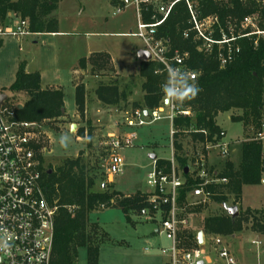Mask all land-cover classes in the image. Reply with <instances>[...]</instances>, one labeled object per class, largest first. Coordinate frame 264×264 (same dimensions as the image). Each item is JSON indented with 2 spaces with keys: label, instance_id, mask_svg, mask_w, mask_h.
<instances>
[{
  "label": "trees",
  "instance_id": "obj_1",
  "mask_svg": "<svg viewBox=\"0 0 264 264\" xmlns=\"http://www.w3.org/2000/svg\"><path fill=\"white\" fill-rule=\"evenodd\" d=\"M61 0H0V23H5L8 13L14 12L28 19L32 33L45 34L58 32V20L53 16ZM201 16L217 14L226 27L228 18L240 21L244 16L259 12L264 27V4L258 0H193ZM190 14L185 2L178 3L167 21L158 28L157 37L168 41L171 52L179 50L188 52V64L200 72L195 80L200 88L198 95L185 101L182 107H190L194 115L178 116L174 127L175 158L184 170L189 166V157L184 149L182 135L191 127L207 129L209 138L221 131L216 118L220 112L239 109L241 113L232 115L231 120L253 127L254 133L261 128L264 120V37L256 35L241 37L238 43L240 52L226 66L221 67L215 54L206 55L198 50L192 38H185L183 32L189 28ZM257 40V44L255 41ZM3 41L0 39V47ZM106 52H93L79 60V67L91 64L94 70L107 69L110 63ZM161 67L158 62L141 61L139 75L144 79L142 90L143 102H134V106L152 109L159 106L162 99L161 84L166 81V74L156 71ZM10 89L26 92L28 98L21 108H17V118L32 123L56 119L64 116V91L61 87L43 88L39 71L26 70V62L19 64L14 82ZM97 101L102 107H120L129 101L131 90L122 89L117 81L100 82L95 89ZM75 103L80 117L87 110V91L84 82L75 86ZM79 136L84 130L78 128ZM187 133V132H186ZM194 140H203L202 133H190ZM41 171L43 188L48 200L58 206L55 218V234L51 264H78L80 248H86L87 264H98L100 246L108 233L97 222H92L90 214L101 208L120 209L126 219L131 214H142L152 209L150 194L136 191L123 193L111 190L107 183L105 188L95 191L96 176L90 173L88 163L80 152L75 158H66L55 170L43 166ZM157 167H170V160L156 158ZM184 173V171H183ZM264 173L263 143L250 139L242 142V157L238 168L232 161H227L219 172L220 177L228 179L226 183L210 185L211 201L228 203L233 195V205L242 197L244 185L259 184ZM184 173L186 184L180 191L179 202H183L187 192L197 181ZM202 204L188 205L189 212L201 211ZM155 212V211H154ZM264 235V208L243 209L232 218L227 213L205 217L203 231L205 234L232 236L244 229ZM181 239L185 247L196 243V234L182 230ZM196 245V244H194Z\"/></svg>",
  "mask_w": 264,
  "mask_h": 264
},
{
  "label": "rangeland",
  "instance_id": "obj_2",
  "mask_svg": "<svg viewBox=\"0 0 264 264\" xmlns=\"http://www.w3.org/2000/svg\"><path fill=\"white\" fill-rule=\"evenodd\" d=\"M123 2L61 0L57 10L53 12V16L58 20V32L4 38L0 47V93H7L8 97L4 101L9 108H18L25 103L28 98L26 92L10 89L22 61L26 62L27 71H39L43 75L42 87H62L65 115L37 123V141L43 166L53 171L64 159L75 158L82 152L90 173L97 178L95 191L102 190L104 182L111 190L128 194L153 189L148 184V175L154 169L155 159L152 155L157 154L168 160L172 157V126L168 119L163 118L137 128L135 131L138 138L134 144L119 150L125 162L123 172L114 175L112 182L107 181L109 140L106 135L111 132L123 135V130L129 132V129L123 128V110L134 107V102H143L144 79L139 75L141 60L138 58V52L145 48V44L137 36L126 35L137 31L138 18L135 5L124 6ZM93 52L109 54L110 63L107 69L94 70L91 64L83 69L79 67V60ZM113 80L117 81L122 89L131 90L129 101L118 108L102 109L108 107H102L97 101L95 89L100 82L109 83ZM82 81L87 91V112L83 118L79 114L71 117L76 113L75 84ZM239 113L241 110L232 109L220 112L217 116L219 127L228 132L231 152L227 158H222L213 151L208 158L211 174L214 170L221 172L227 161H232L235 168L240 165L242 142L249 140L255 129L231 120L232 115ZM71 123L77 124L74 130L71 129ZM78 128L84 130L82 136H79ZM182 141L185 151L190 152L189 159L193 158L192 154L197 147L191 142L190 133L185 132ZM261 142L264 150V140ZM175 160L179 164L176 158ZM189 167L190 175L194 176L196 167L193 162H189ZM179 168H182L180 164ZM189 199L193 201L190 196ZM228 204L233 205V195H229ZM202 205L201 211L187 214L189 224L182 230L195 233L200 229L204 217L226 213L223 204L209 201ZM237 206L243 209L264 208V178L259 184L244 185L242 202L240 200ZM90 219L99 223L108 233V238L104 239L100 246L99 264H166L167 257L161 254L160 248L169 246L170 241L157 231L161 222L159 212L147 210L142 214L133 213L128 221L120 209L103 207L94 210ZM191 221H200L201 224L196 228L190 224ZM249 227L243 231L242 249L246 247L243 250L251 254L254 251L253 248V251L250 249L251 238L255 236L247 238L250 234ZM221 238L231 248H234L237 242L228 236ZM194 244L188 248L194 247ZM215 246V242H205L202 245L209 251L214 262L212 264H224L218 258ZM147 248H150L151 252L147 251ZM233 254L236 261L239 260L238 254ZM78 264H87L86 248L79 249Z\"/></svg>",
  "mask_w": 264,
  "mask_h": 264
},
{
  "label": "built area",
  "instance_id": "obj_3",
  "mask_svg": "<svg viewBox=\"0 0 264 264\" xmlns=\"http://www.w3.org/2000/svg\"><path fill=\"white\" fill-rule=\"evenodd\" d=\"M124 6L134 4L137 11V31L126 35L137 36L145 44L151 54V60L161 64L156 71L166 74L168 69L175 68L188 72L196 80L200 72L188 64L189 53L178 49L171 52L169 43L157 37V30L172 14L175 6L185 2L190 14L189 28L183 32L185 38H192L199 51L206 55L215 54L221 67L226 66L240 52L238 40L241 37L256 35L264 37L262 17L259 12L244 16L240 21L228 18L224 27L217 14L201 16L193 0H123ZM264 4V0H258ZM120 11V8L117 10ZM33 34L28 19L11 12L6 22L0 23V39L8 36L24 37ZM257 44V40L255 41ZM166 82V81H165ZM159 106L152 109L134 106L124 109L123 135L109 133L108 161L106 164L107 181L123 172L125 165L119 150L134 144L138 138L137 128L151 124L163 118L171 122L172 157L170 167H157L148 175V184L153 188L148 193L152 209L159 212L161 232L170 245L161 247L160 252L167 257L166 264H204L210 257L209 251L196 241V245L187 248L181 239L182 228L188 226V205L203 204L211 201L210 185L226 183L219 171L210 173L208 158L217 152L222 158L231 152V141L222 130L209 138L207 129L191 127L187 133H202L203 140L191 142L196 148L191 162L196 167L192 176L197 182L187 192L185 200L179 202L180 191L186 184L183 169L175 160L174 135L178 131L174 127V119L178 116H193L190 107L170 101L162 89ZM16 108H9L6 103L0 105V264H51L55 234V218L58 206L51 203L43 188L41 159L37 141V123L17 118ZM250 139L264 140V120L261 128ZM188 152L186 155H189ZM193 198V201L189 199ZM105 207L104 205L101 208ZM253 243H260L253 241ZM150 249V248H149ZM148 250V249H147ZM217 256L224 264H237L231 249L223 244L216 246Z\"/></svg>",
  "mask_w": 264,
  "mask_h": 264
},
{
  "label": "crops",
  "instance_id": "obj_4",
  "mask_svg": "<svg viewBox=\"0 0 264 264\" xmlns=\"http://www.w3.org/2000/svg\"><path fill=\"white\" fill-rule=\"evenodd\" d=\"M11 12H9L8 13V15L10 14ZM33 35H38V34H36V33H33ZM45 43H46V41H45ZM87 57V56H86ZM78 71V69L76 68V72ZM32 72V71H31ZM76 72H75V74H76ZM41 74V73H40ZM74 74V75H75ZM42 80H43V75L41 74V84H42ZM82 82H84V81H82ZM75 86H76V84H75ZM50 87H55V86H50ZM50 87H43V88H50ZM58 87H60V86H58ZM62 88V87H61ZM143 95H144V91H143V93H142ZM65 102V101H64ZM97 108H102V107H97ZM110 108H114V107H108V108H102V109H110ZM86 112H87V110H86ZM74 116H78V113H77V109H76V113L73 115V116H71V117H74ZM216 121H217V118H216ZM72 124L73 123H71L70 125L72 126ZM218 124V123H217ZM223 128V127H222ZM225 130V129H224ZM226 133H227V138H228V132L226 131ZM107 136V135H106ZM188 153V151H186V154ZM189 157V156H188ZM263 157H264V150H263ZM156 158H159V159H166L167 160V158H165V157H159L157 154H156ZM192 160H191V158L189 159V162H191ZM190 168V167H189ZM262 178H264V173H263V177ZM109 182H112V181H110V180H108ZM103 184H105L104 182H103ZM103 186V185H102ZM149 192V191H148ZM147 192V193H148ZM241 202H242V197H241ZM195 212H198V211H195ZM195 212H192V213H195ZM227 213V212H226ZM207 217V216H206ZM204 219H205V217H204ZM204 219H203V223H204ZM92 221V220H91ZM92 222H94V221H92ZM203 223H202V225L200 226V224H201V222L200 221H191L190 222V224L192 225V226H195L196 228H198L199 226H200V229H198L195 233L193 232V231H191L193 234H196V237H197V240L196 241H198V234H199V232H203V245L205 244V242H208V243H210V244H213L214 242L216 243V245H220V244H223V245H226V246H228L227 244H226V241L224 240V239H222L221 237H224V236H222V235H210V234H205L204 233V231H203ZM245 230V229H244ZM244 230H242L241 232H238V233H236V234H234V235H232V236H228V237H230V238H232V240L233 239H236L237 240V242L234 244V248H231L230 246H228L230 249H231V251L233 252V250H234V252L233 253H237L238 254V257H239V260H237V264H264V235H262V234H259V233H257V232H253V231H251L250 230V234L247 236V238L249 239V237L251 236V235H254L255 237L254 238H251V243H252V245H251V250H252V248L254 249V251H253V253H249L248 251L247 252H245L243 249H245L246 247H244L243 249H242V244H244L243 242H242V240H243V231ZM157 231H158V229H157ZM241 234V235H240ZM246 237H244V239L246 240L247 239ZM253 241H259L260 243L258 244V243H253ZM215 248H216V246H215ZM148 249V250H147ZM146 250L147 251H150L151 252V249H149V248H147ZM243 250V251H242ZM249 253V254H248ZM242 254H244V257H242ZM99 257H100V253H99ZM207 263H209V264H212V263H214L213 262V260H212V257H211V255H210V257H209V259L206 261ZM99 264V263H98ZM217 264V263H216Z\"/></svg>",
  "mask_w": 264,
  "mask_h": 264
},
{
  "label": "clouds",
  "instance_id": "obj_5",
  "mask_svg": "<svg viewBox=\"0 0 264 264\" xmlns=\"http://www.w3.org/2000/svg\"><path fill=\"white\" fill-rule=\"evenodd\" d=\"M162 89L170 101L179 104L194 99L200 91L194 77L186 71L175 68L168 69V78Z\"/></svg>",
  "mask_w": 264,
  "mask_h": 264
},
{
  "label": "water",
  "instance_id": "obj_6",
  "mask_svg": "<svg viewBox=\"0 0 264 264\" xmlns=\"http://www.w3.org/2000/svg\"><path fill=\"white\" fill-rule=\"evenodd\" d=\"M138 58L141 61H149L151 60V54L147 49H140L138 52ZM7 93H0V105L4 104V100L7 99ZM23 105H19L18 108H21ZM65 108H63V112ZM77 127L76 123H73L71 129L74 130ZM153 159H156V155H152ZM51 171V170H50ZM189 172V166L184 169V173L187 174ZM106 184H103L102 188L104 189ZM224 209L227 214L231 216L233 219L239 215V207L237 205H229L228 203L223 204ZM198 243L203 244V232H199L198 234ZM198 264H204L203 261H200Z\"/></svg>",
  "mask_w": 264,
  "mask_h": 264
}]
</instances>
